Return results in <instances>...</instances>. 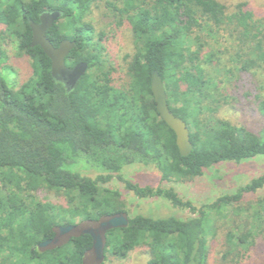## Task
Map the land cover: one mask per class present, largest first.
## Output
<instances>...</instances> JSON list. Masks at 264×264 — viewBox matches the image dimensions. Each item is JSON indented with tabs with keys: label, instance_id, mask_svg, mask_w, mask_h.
I'll list each match as a JSON object with an SVG mask.
<instances>
[{
	"label": "trees",
	"instance_id": "trees-1",
	"mask_svg": "<svg viewBox=\"0 0 264 264\" xmlns=\"http://www.w3.org/2000/svg\"><path fill=\"white\" fill-rule=\"evenodd\" d=\"M53 10L60 17L46 36L53 46L75 42L65 58L68 68L88 65L73 88L55 79L50 59L30 45L29 23ZM98 13L105 30L129 32L120 83L105 31L91 18ZM219 35L233 44L222 48ZM6 40L18 43L32 72L19 86L0 74V264H81L92 246L89 234L43 252L37 244L53 237L54 226L126 212L122 194L110 186L114 178L139 199L162 198L198 217L134 214L128 226L106 232L101 264L125 259L136 248L145 250L144 264L264 260V172L199 208L172 187L140 185L120 173L127 165L151 164L162 181L192 179L220 163L264 156V15L246 1L0 0V68L8 69ZM154 70L170 111L188 127L193 148L186 156L156 110ZM235 70L243 85L245 75H257L250 83L256 93L245 90L239 105L258 118L253 127L219 116L230 98L218 75ZM40 190L54 192L63 204L37 199ZM247 194L257 196L245 201L252 204L241 215ZM227 215L229 224L217 227V218Z\"/></svg>",
	"mask_w": 264,
	"mask_h": 264
},
{
	"label": "rangeland",
	"instance_id": "rangeland-1",
	"mask_svg": "<svg viewBox=\"0 0 264 264\" xmlns=\"http://www.w3.org/2000/svg\"><path fill=\"white\" fill-rule=\"evenodd\" d=\"M226 5H233L240 1H246L257 13L264 15V0H219ZM101 13L94 14L91 16L93 21L98 24L100 29L105 31V36H107L106 42V52L110 59L115 63L117 68V82H122V77L126 69L128 60L125 55L130 53V39L129 32L121 27L117 31L112 32L110 29H104L105 23L100 22ZM220 46L229 47L233 42L227 38L225 35H219ZM3 47L7 50L8 61L7 67L0 68V74L5 77V79L13 86H19L23 81L30 77L32 69L30 66L29 59L26 55L19 53L18 43L16 41L6 40L4 41ZM217 46V45H216ZM219 47V46H217ZM236 73V74H235ZM218 78H223L224 85L222 88L226 90L229 95L230 100L228 104H225L219 112V116L230 120L233 123L247 124L249 126H255L258 122V118L255 115H250L245 109L240 108V100L244 101L245 98L242 97L243 92L249 91L251 94L256 93L254 84L257 83V75L254 77L251 74L245 75L248 83L244 84V80L238 77L236 70L234 75L229 77H222L218 75ZM241 79V80H239ZM242 82V83H241ZM240 98V99H239ZM264 172V156L259 155L251 159L244 160L240 163H220L208 170H206L201 176L192 179L173 178L170 181H162L159 171L151 164H132L127 165L121 170V174L124 178L136 182L140 185H150V186H160V187H172L177 195L184 201H189L192 206L199 208L203 204H208L216 199L218 196L225 193H232L236 188L251 178L256 177ZM96 174V172L91 173V175ZM110 186L118 189L125 200L127 205L126 213L128 217L133 216L137 213H143L146 215H165V214H175L182 218L196 219L198 217L197 212L191 211L189 208H174L171 204L162 198H145L139 199L132 192L125 189L122 181L114 178L110 182ZM262 193V191H261ZM36 198L41 201H50L56 204H63V199L52 191L40 190L36 193ZM257 195L259 194L256 193ZM256 194L245 195L244 202L242 206V214H245L246 205L252 203H245V201H250L255 199ZM230 216L217 218V227L223 224H229ZM199 232L202 230L199 228ZM201 235H204L202 232ZM217 247L214 248L216 253ZM254 255L239 264H261L264 260L260 259L259 256L257 260H254ZM147 259L146 252L143 248H136L128 254L125 259H118L111 257L106 260V264H144ZM212 264H215L213 259ZM220 264V263H217Z\"/></svg>",
	"mask_w": 264,
	"mask_h": 264
},
{
	"label": "water",
	"instance_id": "water-1",
	"mask_svg": "<svg viewBox=\"0 0 264 264\" xmlns=\"http://www.w3.org/2000/svg\"><path fill=\"white\" fill-rule=\"evenodd\" d=\"M60 17L57 10L43 12L39 16V22H30L31 46L38 45L51 61V75L55 79H61L69 88H73L80 77L86 72L88 65L82 61L68 68L65 65V58L69 51L75 46V42L63 39L58 46H53L46 31L52 27ZM150 89L155 101L156 110L161 119L175 134V144L182 156L192 151V143L189 138V130L184 120L175 116L169 109L166 99L164 84L157 71L150 75ZM129 219L126 212H117L111 215H102L98 219H85L75 224L54 226L53 237L37 244L40 252L54 249L64 245L72 237L80 234H89L92 237V246L82 257L81 264H101L104 261V247L106 243V232L113 228L128 226Z\"/></svg>",
	"mask_w": 264,
	"mask_h": 264
},
{
	"label": "flooded vegetation",
	"instance_id": "flooded-vegetation-1",
	"mask_svg": "<svg viewBox=\"0 0 264 264\" xmlns=\"http://www.w3.org/2000/svg\"><path fill=\"white\" fill-rule=\"evenodd\" d=\"M41 14H42V13H41ZM41 14H40V15H41ZM40 15H39V16H40ZM59 80H61V79H59ZM62 81H63V80H62ZM63 82H64V81H63ZM64 83H65V82H64ZM65 85H66V84H65Z\"/></svg>",
	"mask_w": 264,
	"mask_h": 264
}]
</instances>
